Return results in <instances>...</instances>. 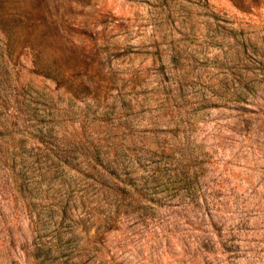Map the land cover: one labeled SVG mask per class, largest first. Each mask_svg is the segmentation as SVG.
Wrapping results in <instances>:
<instances>
[{
	"label": "rangeland",
	"instance_id": "rangeland-1",
	"mask_svg": "<svg viewBox=\"0 0 264 264\" xmlns=\"http://www.w3.org/2000/svg\"><path fill=\"white\" fill-rule=\"evenodd\" d=\"M0 264H264V0H0Z\"/></svg>",
	"mask_w": 264,
	"mask_h": 264
}]
</instances>
